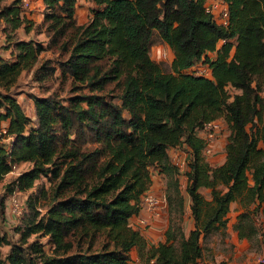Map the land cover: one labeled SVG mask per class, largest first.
Segmentation results:
<instances>
[{
  "label": "trees",
  "instance_id": "trees-1",
  "mask_svg": "<svg viewBox=\"0 0 264 264\" xmlns=\"http://www.w3.org/2000/svg\"><path fill=\"white\" fill-rule=\"evenodd\" d=\"M85 1L92 17L79 25L78 0H44L45 46L18 36L34 27L23 0H0L5 49H12V59L0 57V124L8 122L0 183L24 165L8 193H28L43 177L52 183L47 206L29 202L20 237L0 231V264H130L137 247L141 264H202V241L227 227L236 201L245 212L235 228L252 241L264 218V0H224L227 27L206 12L208 0ZM155 33L175 53L173 73L150 56ZM48 50L57 58L41 59ZM200 61L211 77L187 73ZM25 73L41 85L67 81L71 95L33 97V120L13 92ZM217 120L230 136L226 161L214 168L199 132ZM183 145L194 220L188 234L181 171L170 156ZM155 176L166 179L168 225L150 246L131 221Z\"/></svg>",
  "mask_w": 264,
  "mask_h": 264
},
{
  "label": "rangeland",
  "instance_id": "rangeland-1",
  "mask_svg": "<svg viewBox=\"0 0 264 264\" xmlns=\"http://www.w3.org/2000/svg\"><path fill=\"white\" fill-rule=\"evenodd\" d=\"M30 3V6L27 9H24V12H29L32 8H35L33 5L35 3L34 0H28ZM92 6L87 3L84 0H78V5H77V10H76V20L79 25H85L89 23L91 17H92ZM41 9V8H40ZM38 8V10H40ZM31 21L34 23L33 27V35L34 39L43 45H47L49 42V37L46 34L45 27L39 24V21L31 19ZM3 26L1 25L0 22V33H2L1 37L5 36L2 32ZM6 43V39H5ZM2 47L0 46V51ZM150 56L152 60L160 66V68L163 70L164 73L170 74L173 73L172 70V65L175 59V53L174 51L165 43L161 40V38L158 36L157 33L154 34L152 46L150 48ZM56 59L57 54L56 51L53 50H48L46 51L41 59ZM262 90L264 91V78L260 80ZM13 92L16 94L18 100L20 101V104L22 105L24 111L28 116H30L33 120H36V115H35V106H34V101L33 97H40L44 96L45 94L51 95H59L61 98H69L70 94V83L67 81H61V80H53L49 81L45 84H38L33 80L32 74L31 73H25L21 77L18 86L13 90ZM230 94L234 96L235 94H240L241 92L236 91L232 88L229 90ZM262 116L264 118V107L262 109ZM223 126L221 131L217 134V138L214 141L215 142V147L216 149L219 148V143L222 144V146L227 145L228 138L230 136V128L229 125L226 123V121L222 120ZM259 124V121H257ZM262 147V144L260 145ZM221 149V148H219ZM217 151V150H216ZM171 160L173 163H179L180 164V180H181V185H182V191L184 194H186V186H187V179L185 176V171L188 167V162L190 161V154H189V149L186 145H183V147H180V149H173L170 152ZM212 157V156H210ZM210 157H207L210 159ZM30 168V165H24L21 166L20 169L17 171L13 172L10 174L8 177L4 179L0 183V198H3V205L0 209V231L1 232H6L8 233L12 238H18L20 237L17 232L16 228L23 227V222L29 213V202L34 201L35 198H39L40 202L43 206H47V203L49 202L48 196H51V188H52V183L50 180L47 178L43 177L39 181H37L35 188L28 192V193H8L5 190V186L15 180L18 175H20L22 172L28 170ZM157 191H152V193H155L157 195H165V190H166V179L161 178L157 176ZM45 192V193H43ZM46 197V198H45ZM14 201H18L21 203L24 212L26 211V214L18 218L16 215L11 214V207H13ZM43 208V207H42ZM163 225V226H162ZM168 225V216L166 213L164 214L163 218L158 221H151L150 225L147 226L145 229L141 230L142 234L144 235L145 239L146 236L150 235L148 232L151 230L153 232H156L158 230V233L160 236L162 235L161 231L167 228L166 226ZM166 227V228H165ZM154 229V230H152ZM261 230H263V226L260 227ZM262 232V231H261ZM148 234V235H147ZM150 239H153L155 241L158 240V238H154L153 235L151 234ZM147 240V239H146ZM41 243L44 244L46 251L48 253L51 252V246L48 243V238H41L40 239ZM258 247L262 250L264 248V243L259 244ZM135 252L134 258H139L140 259V248L137 247V249L133 250ZM131 263H136V264H141V262H136L131 258Z\"/></svg>",
  "mask_w": 264,
  "mask_h": 264
},
{
  "label": "crops",
  "instance_id": "crops-1",
  "mask_svg": "<svg viewBox=\"0 0 264 264\" xmlns=\"http://www.w3.org/2000/svg\"><path fill=\"white\" fill-rule=\"evenodd\" d=\"M14 0H7V3H11ZM35 8H32L29 12H25V16L28 20H38L39 24L42 25L44 21V12H45V3L44 0H34ZM85 1V0H84ZM38 8L40 10H38ZM3 32V28H2ZM31 33L27 34L24 29H20L18 32V36L21 39L25 40H35L34 35ZM4 34V33H3ZM2 36V33H0ZM5 36V34H4ZM6 39V36H5ZM4 37L0 38V46L2 47L0 51V57L10 60L12 59V49H5L7 44V40L5 43ZM36 41V40H35ZM18 99V98H17ZM19 101V100H18ZM20 103V101H19ZM0 129H4L8 127V122H2L0 124ZM0 140L3 141V136L0 134ZM1 144V143H0ZM183 147V146H182ZM221 148V149H219ZM219 148L216 149L217 151L214 153L208 162L210 163L211 167H218L225 163L226 161V145L222 146L219 143ZM21 168V167H20ZM157 176L154 177V185L152 191H157L156 180ZM151 191V192H152ZM201 193L207 199H211V191L209 189H202ZM186 199V214H185V233L188 234L194 228V220L191 216V200L187 194H184ZM11 214L14 216L11 207ZM245 212V208L239 201L233 202L231 204L230 213L228 215V223L225 229H221L215 234L211 235L210 237L204 239L202 241L204 247V255H203V262L202 264H260L261 258L264 256V248L261 250L258 247L259 244L264 243V229H259V234L251 241L247 238H241L239 232L236 230V225L238 223L239 216ZM146 215V211L143 209L140 216L138 218H143ZM132 221H136V217L133 218ZM163 226V225H162ZM263 226L264 228V218H262V223L260 227ZM167 227V226H166ZM165 227V228H166ZM154 230V229H152ZM262 231V232H261ZM162 235L156 232L149 231V236H146L147 242L150 246L157 245L159 242L164 240V230L161 231ZM147 234V235H148ZM151 234L154 238H158L157 241L150 239ZM17 239V238H16ZM10 248L5 247L3 248V253L6 255L9 252ZM135 252L132 251L131 258L136 262H140L139 258H134ZM130 264H136L131 263Z\"/></svg>",
  "mask_w": 264,
  "mask_h": 264
},
{
  "label": "built area",
  "instance_id": "built-area-1",
  "mask_svg": "<svg viewBox=\"0 0 264 264\" xmlns=\"http://www.w3.org/2000/svg\"><path fill=\"white\" fill-rule=\"evenodd\" d=\"M30 6L28 0H23V8L27 9ZM206 12L211 14L217 24L227 27L229 24V7L224 0H208L205 5ZM225 44V41H221L220 45ZM213 55H210V57ZM187 73L192 74L194 76H204L211 77V69L208 65L204 63V61H200L195 66L187 70ZM223 126L222 120H217L213 122H209L204 124L203 128L199 132V136L202 137L206 142V147L204 149V154L206 157L213 156L216 152L215 140L217 138V134L221 131ZM0 134L6 135V128L0 129ZM9 142H13L14 138L9 136ZM179 169L180 164L174 163ZM18 169L14 167V172ZM167 209V201L165 195H157L155 193H148L144 198V210L146 211V215L143 218H136V221H131V226L143 230L147 226L150 225L151 221L161 220L165 214ZM12 212L18 218L22 217L24 214V209L18 201H14ZM260 264H264V256L260 260Z\"/></svg>",
  "mask_w": 264,
  "mask_h": 264
}]
</instances>
